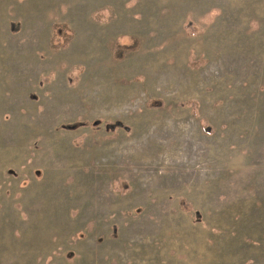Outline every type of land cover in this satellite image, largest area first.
Segmentation results:
<instances>
[{"label":"rangeland","instance_id":"rangeland-1","mask_svg":"<svg viewBox=\"0 0 264 264\" xmlns=\"http://www.w3.org/2000/svg\"><path fill=\"white\" fill-rule=\"evenodd\" d=\"M0 264H264V0H0Z\"/></svg>","mask_w":264,"mask_h":264},{"label":"trees","instance_id":"trees-1","mask_svg":"<svg viewBox=\"0 0 264 264\" xmlns=\"http://www.w3.org/2000/svg\"><path fill=\"white\" fill-rule=\"evenodd\" d=\"M188 25H189V23H188ZM191 26H192V24H191ZM82 125H84V123H77V124H73V125L68 126V127H65V128H67L68 130H71V129H75V128H77L78 126H82ZM119 126H121V125L119 124ZM110 127H111V128H110ZM108 128L113 129V128H115V126H113V125H108V124H107V129H108ZM202 129H203L204 132H208V133L211 132L210 128L207 127V125H204V126L202 127Z\"/></svg>","mask_w":264,"mask_h":264}]
</instances>
